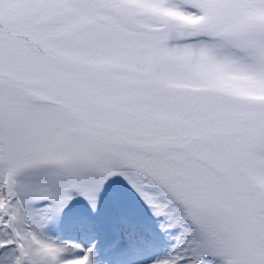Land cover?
<instances>
[{
    "label": "snow or ice",
    "instance_id": "6c2138e0",
    "mask_svg": "<svg viewBox=\"0 0 264 264\" xmlns=\"http://www.w3.org/2000/svg\"><path fill=\"white\" fill-rule=\"evenodd\" d=\"M0 264H264V0H0Z\"/></svg>",
    "mask_w": 264,
    "mask_h": 264
}]
</instances>
